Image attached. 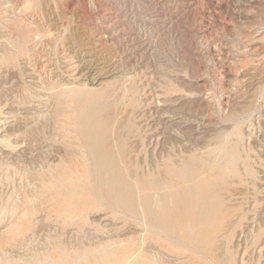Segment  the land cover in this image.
Here are the masks:
<instances>
[{
  "label": "rangeland",
  "instance_id": "rangeland-1",
  "mask_svg": "<svg viewBox=\"0 0 264 264\" xmlns=\"http://www.w3.org/2000/svg\"><path fill=\"white\" fill-rule=\"evenodd\" d=\"M26 1L0 0V264H44L57 255L91 264L75 259L139 241L134 217L91 202L100 180L91 172L88 138L105 127L120 166L132 168L167 153L215 157L221 169L213 172H221L231 147L236 173L224 174L242 191L232 195L241 211L233 241L246 249L247 264H261L264 235L255 236L264 215V0H38L37 10ZM51 18L66 33L55 32ZM55 36L63 43L53 45ZM84 41L122 76L104 95L53 82L55 61L73 66ZM235 128L232 140L226 133ZM245 164L253 174H243ZM72 165L88 167L77 191L90 195L72 198ZM160 248L165 254L153 264H204Z\"/></svg>",
  "mask_w": 264,
  "mask_h": 264
},
{
  "label": "bare ground",
  "instance_id": "bare-ground-1",
  "mask_svg": "<svg viewBox=\"0 0 264 264\" xmlns=\"http://www.w3.org/2000/svg\"><path fill=\"white\" fill-rule=\"evenodd\" d=\"M38 5V0H27L25 6L36 7L37 10ZM48 12L50 13V11ZM51 20L53 24L51 28L55 32L62 30L63 33H66L64 31L68 30L67 27L62 26V23H58L54 18H51ZM78 38L80 40V36ZM60 39L61 36H55L52 44L55 45ZM81 39L83 40L82 37ZM64 40H66L65 43L69 44L67 51L70 53L73 50L72 46L74 45L72 43L74 39L72 40V35H69ZM103 41L101 42L103 43ZM85 42L80 44L79 59H76L77 63L73 66L70 63L61 65L65 61L64 58L63 60L61 58L62 61L60 59L55 61L53 71L62 80H59L56 76L55 81L51 79L53 82L71 87L76 91L84 90L85 95H88L87 93L92 94L97 89L102 90V95H104L105 91L112 87V83L120 80L119 78H122V76L116 67V63L114 66L103 56L101 57L103 54H101L100 48L91 47L92 42L88 44L89 46ZM105 57L107 58L106 55ZM71 58L73 59L72 55ZM107 129L105 127L99 135L88 138L90 141L88 144L89 154L93 160L91 172L97 175L100 180L92 191L91 202L107 205L114 213L134 217L137 222L139 241L125 245L122 248H112L109 244L102 245L96 250L78 255L75 263L91 260V264H97L98 262L106 264L113 260L115 264H153L157 261V254H165L160 250V247H162L167 252L182 253V257L189 263L193 260L202 259L204 264H238L233 256L241 245L239 242H234L233 238L237 227L240 225L241 211H238L237 203L232 202V195L233 191H242L233 187L228 179V176L231 175L229 174L231 172L229 168L234 169L233 171L236 173L237 158L233 157L232 148L228 147V150H231L229 158L225 160V164L228 166L221 172H213L216 168L221 169V164L216 161L215 157L200 158L191 156L188 158L179 156V158H176L167 153H160L144 167L132 168L120 166L122 159L118 158V154L116 157L112 145L106 142L108 138ZM235 130L236 128L233 131L228 129V133H226V135L230 133L236 135L232 140L239 137V131L236 132ZM3 137V135H0V141L5 140ZM219 151L225 152L224 149ZM75 154L76 151L72 149V163ZM82 168L78 169L72 165V198L74 196L90 195L87 189L82 190L83 194L77 191V188L83 186L87 181L88 167L83 168L84 172H82ZM244 169L243 174H253L247 168V164H245ZM224 171L228 172L227 178ZM16 226L17 228L13 232L19 233L20 229L18 227L21 226V223H17ZM257 230L259 232L255 238L258 239L260 235H264V215L259 217ZM261 243L264 244L263 239ZM146 247L149 250H144ZM241 247L244 248V246ZM245 254L246 249L244 248L239 264L248 263L243 256ZM259 255H264L263 250H259ZM44 264L70 263L57 255L50 256ZM261 264H264V261Z\"/></svg>",
  "mask_w": 264,
  "mask_h": 264
}]
</instances>
